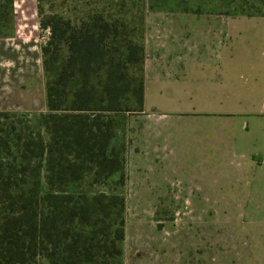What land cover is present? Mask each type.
<instances>
[{
  "label": "rangeland",
  "instance_id": "374dc122",
  "mask_svg": "<svg viewBox=\"0 0 264 264\" xmlns=\"http://www.w3.org/2000/svg\"><path fill=\"white\" fill-rule=\"evenodd\" d=\"M83 11H103L111 22L123 26L119 32H125V40L123 36L115 39L111 49L118 51L119 47L128 54L127 68L117 74L116 69L106 67L92 79L95 84H103L108 71H112L126 91L134 89V94L126 92L121 100L123 108L130 110L101 113L104 121L109 117L120 121L121 129L114 142L118 149L127 148L129 129L139 116L135 101L142 82L145 88L147 66H152L157 80L166 79L173 65L196 56L190 54L191 48L209 53L222 48V55L214 51L206 54L204 57L211 61L193 66L188 83L178 87L177 92L170 89L175 95L165 94L167 102L149 97L146 111H169L172 105L185 113L263 110L264 96L259 86L264 81L260 76L264 63V0H14L15 23H6L0 28V35L12 36L18 25L21 38L30 40L31 69L37 68L41 73L42 46L50 39V31L41 27V20L55 12H66L79 25ZM51 49L50 70L69 55L65 44ZM47 75L53 72L46 73L45 84L52 80ZM183 88L195 91L194 96H184ZM202 89L210 93L221 90L229 95H223L222 102L209 105L198 100ZM174 98H184L186 103ZM47 110V105L37 111L8 110L17 115L0 118V129L6 130L3 125L13 122L23 127L22 136L28 134L29 129L24 126H34L38 118L34 114ZM8 134L0 130L1 138L6 139ZM221 170L222 175L214 177L216 191L203 193L205 197H168L172 193L150 192L143 188L146 185L135 184L132 164L108 179L99 177L96 182L97 177L87 173L74 186L89 196L104 192L125 198L122 254L108 264H264V172L254 169L251 175L246 174L245 168H238V174L234 168ZM172 173L166 176L175 182L191 178L182 167L172 168ZM156 194L161 197H148ZM38 264L51 263L41 258Z\"/></svg>",
  "mask_w": 264,
  "mask_h": 264
},
{
  "label": "trees",
  "instance_id": "16d2710c",
  "mask_svg": "<svg viewBox=\"0 0 264 264\" xmlns=\"http://www.w3.org/2000/svg\"><path fill=\"white\" fill-rule=\"evenodd\" d=\"M13 4L0 0V28L15 23ZM82 13L79 25L66 12L41 20L50 31L42 46L44 76L53 72L46 82L48 110L34 114L35 125L24 126L29 133L23 136L21 124L0 129L10 133L0 137V264H38L41 258L51 264H108L122 254L124 196H89L74 184L87 173L96 182L125 170L126 148L114 144L120 121L102 120L103 113L130 110L121 100L134 89L126 91L112 72L127 68L128 54L111 49L115 39L125 40V32L103 11ZM63 44L69 55L50 70L51 48ZM106 67L112 68L107 80L95 84L93 77ZM135 102V111H142L143 82ZM15 115L0 111V118Z\"/></svg>",
  "mask_w": 264,
  "mask_h": 264
},
{
  "label": "crops",
  "instance_id": "0c3cea01",
  "mask_svg": "<svg viewBox=\"0 0 264 264\" xmlns=\"http://www.w3.org/2000/svg\"><path fill=\"white\" fill-rule=\"evenodd\" d=\"M220 49L213 51L221 57ZM190 51L196 56L183 59L182 64L173 65L172 73L166 79L157 80L152 66H147L143 110L137 113L139 116L128 133L130 138L125 168L133 165L135 184L146 185L143 188L150 192L159 190L156 193H172L167 194L168 197H205L203 193L216 191L214 177L222 175L221 168H234L236 174L238 168H245L246 174L251 175L254 169L264 172V108L261 112L255 109L240 112L210 109L185 113L176 111L172 105L169 111H146L149 97L167 102L165 94L173 97L175 93L170 89L177 92L178 87L188 83L194 71L193 66L211 61L204 56L213 51L209 53L194 48ZM40 59L42 64V55ZM35 61L37 63V59ZM260 76L264 77V63ZM259 89L264 96V81L260 83ZM184 90L187 98L194 96L195 91H190L192 89ZM198 95L199 102L210 105L222 102V96L227 97L229 94L221 90L203 92L202 89ZM174 100L186 103L184 98L183 101L178 98ZM172 102L168 101L169 104ZM46 105L43 68L41 73L37 68L31 69L30 40L21 38L17 25L16 33L0 38V110L37 111ZM176 167H182L186 172L184 174L191 178L180 183L166 176L173 174L172 168ZM147 175L149 179H145ZM156 175L162 176L156 178Z\"/></svg>",
  "mask_w": 264,
  "mask_h": 264
}]
</instances>
